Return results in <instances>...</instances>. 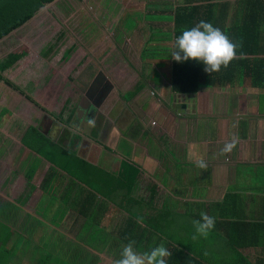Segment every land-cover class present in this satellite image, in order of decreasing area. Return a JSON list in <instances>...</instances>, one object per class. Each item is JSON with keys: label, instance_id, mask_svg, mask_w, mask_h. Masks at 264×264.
Wrapping results in <instances>:
<instances>
[{"label": "crops", "instance_id": "obj_1", "mask_svg": "<svg viewBox=\"0 0 264 264\" xmlns=\"http://www.w3.org/2000/svg\"><path fill=\"white\" fill-rule=\"evenodd\" d=\"M56 1L38 17L46 19ZM223 1L229 2L230 25L245 12L247 0H100L97 16L84 9V17L100 23V35H93L96 31L84 18L87 31L80 33L87 44L66 60V44L50 49L47 40H36L43 33H32L27 26L0 39V63L20 55L2 76L38 104L0 81V264H40L39 250H58L67 260L73 246L87 252L89 264H115L125 246L121 231L127 221L132 223L130 232L136 224L141 227L138 221L150 220L154 207H175L179 216L195 220L207 213L215 220L210 234L220 240L208 249L211 254L225 253V264L232 262L233 253L249 264H264V90L252 88L249 79L240 86L202 88L193 95L171 90L177 9ZM112 5L124 7L114 10L115 23H105ZM127 16L136 21L132 27L123 24ZM37 24L35 20L32 25ZM110 29L120 35L122 31L121 36L147 31L142 32L139 67L131 69L127 57L100 52L95 42H109ZM153 31L168 33L154 39ZM156 46L161 50L154 52ZM144 66L152 67L148 72ZM106 82L111 90L94 108L91 101L102 94ZM139 83L142 90L128 98ZM250 89L259 93L257 102L250 101ZM180 98L185 109L175 107ZM233 138V150L221 154ZM201 158L207 169L197 167ZM63 162L82 179L58 167ZM124 164L139 171L129 196L135 206L131 211L123 209L126 193L114 186ZM95 230L104 241H90ZM143 235L151 246L148 239L156 237L149 230Z\"/></svg>", "mask_w": 264, "mask_h": 264}, {"label": "trees", "instance_id": "obj_2", "mask_svg": "<svg viewBox=\"0 0 264 264\" xmlns=\"http://www.w3.org/2000/svg\"><path fill=\"white\" fill-rule=\"evenodd\" d=\"M55 0H0V39L17 29L23 22L32 17L35 12L45 4L54 2ZM244 13L233 17L230 25L228 23L227 10L229 7L228 1L219 3L207 2L205 5H190L177 9L173 20V42L171 52L174 50L175 39L182 34L183 30L191 29L201 20L210 22L214 27L219 28L226 34L234 43L238 45L236 58L233 59L227 68H221L216 73H206L204 65L197 60L189 59L187 61L177 62L174 59L171 61V90L177 94L193 95L202 88L225 87V86H240L245 80L249 79L252 88L264 90V0H247L243 3ZM203 10V13H200ZM161 47H154L153 51H159ZM20 55H14L9 59L0 63V81H3L9 87L23 94L27 100L35 105H38L31 96L26 95L25 92L13 83L5 79L2 74L12 66L19 59ZM143 88V84L135 85L133 91L129 92L128 98L134 97ZM262 104V103H261ZM46 143H48L46 141ZM51 143L50 147H54ZM56 147V146H55ZM62 157V156H60ZM65 162L58 164V167L66 169L72 174L69 167ZM96 170V169H95ZM138 169L135 166L124 164L122 166L121 175L115 181L114 186L124 191L127 195L125 202H127L125 211H131L132 206L129 199L136 187L135 181L138 176ZM73 175V174H72ZM76 177L75 175H73ZM82 179V177H76ZM115 180V179H113ZM103 194V191H98ZM152 197L156 196V192H151ZM128 200V201H126ZM173 208H155L154 215L150 216V220L143 221V229L136 224L133 230L130 222L127 221L125 228L121 231V241L126 245L129 241L134 240L136 243L134 249L138 252H143L147 246V250L156 247V243L166 237L163 230L168 229L175 222L170 219V212L178 214ZM176 209V208H175ZM235 209V208H234ZM162 211L164 214H162ZM164 216L163 218H161ZM242 215H240L241 217ZM236 220L238 224L242 221ZM137 229V230H136ZM97 230V229H96ZM91 233L90 241L97 240L104 241L97 237V232ZM146 230L152 232L156 237H150L148 241H153L151 246H148L144 240V233ZM184 235L180 236V246H178L171 238H166V243L163 245L170 249L171 256L166 258L167 264H225V253L216 254L210 253L208 250L214 243L219 242L216 240V235H211L209 232L208 237H198L196 240L192 236H188L185 229ZM141 232V233H140ZM241 229L237 227V233L240 234ZM172 245H171V244ZM175 245V246H173ZM149 247V249H148ZM172 248V249H171ZM177 248V250H175ZM206 249V250H205ZM143 250V251H142ZM41 252L37 262L40 264H75L72 257L63 260L61 252L54 250L48 253L44 250ZM229 264H249L243 256L233 253ZM218 258V259H217ZM229 258V256H227ZM216 262V263H215ZM39 264V263H38Z\"/></svg>", "mask_w": 264, "mask_h": 264}, {"label": "rangeland", "instance_id": "obj_3", "mask_svg": "<svg viewBox=\"0 0 264 264\" xmlns=\"http://www.w3.org/2000/svg\"><path fill=\"white\" fill-rule=\"evenodd\" d=\"M118 1H120V0H118ZM99 2H100V0H85V1H83V0H58L55 3H53L52 6L50 7V9L47 11L46 19H42V18L38 17V15L42 9V7H41L35 12V14L32 17H30L25 22H23L18 28H22V27L27 26V28L32 29L31 30L32 33H39V34L43 33V35L40 38L38 35L36 37V40H39L40 42L47 40V42H49L48 44H49L50 49H55L56 47L60 46L61 43L66 44L67 49L65 50V53H64V60H66L68 57L72 56V54L73 55L74 54H80L84 45L87 44V39L84 38L83 32L80 33V30L84 31V29H86V31H87V27L84 28V26H85V23L83 22L84 18L88 21L87 23H89V25H88L89 29L92 28L94 31H96V32H93V35L94 36L100 35V33H99L100 32V27H99L100 23H97L96 21H94L93 18H91L90 16L84 17V15L86 13V10H84V9H86V8L91 9L92 10L91 14H94L97 16V12H98V8H99L98 7ZM94 4H96L95 8L93 7ZM123 4L125 6L124 1H123ZM124 6L112 5L108 10H111V9H113V10H111V11L105 10L106 14L104 16L105 17L104 22L105 23H115L116 19H117L116 18L117 14H114V10L116 9L117 12L121 11ZM113 14H114V16H113ZM34 17H35V19H34ZM136 17L138 20L141 21L140 16H136ZM35 20H38V24H37V26L34 27L32 24L34 23ZM122 21H123V24L127 25V27H132L136 23V21H134V18H131L130 16L124 17ZM81 25H82V27H81ZM144 31L127 32V34L121 36L124 33L119 30L121 35L119 33L118 34L122 38H121V41L118 42L117 37H120V36L117 34L116 30L113 32L110 29L106 32L107 33L106 38H107V40H109V42H106L105 44H100V43L95 42V44H99V46H101L100 52L111 51L114 53L115 56L122 57L123 59H124V57H127L132 62L131 69L134 68V66L136 68L137 66L138 67L140 66V64H138V61H139V56H140V50L142 49V42L145 40L143 38V35H142V32H144ZM145 32H147V31H145ZM153 33H155V36H156V38H154V39H158V38H161V35H167L168 32H164L162 34L161 31H153L152 34ZM6 36H4V37H6ZM111 40H113L114 43H112ZM156 42H158V44H161V41H156ZM96 46H98V45H96ZM152 64L154 67V62ZM120 65H123L125 67V63L120 64ZM151 67L146 66L145 68L149 72L151 70ZM249 91L251 93H253V95H252L253 98L250 96L252 98V99H250V101L257 102V100H255V99H257L259 93L255 94L256 91L253 89L252 90L250 89ZM225 97H226V95H225ZM225 97L223 98V100L225 99ZM229 98L231 101L230 95H229ZM182 99L183 98H180L179 104L184 103L182 101ZM242 100H243V98L240 99L239 101H242ZM243 102H245V100H243ZM247 102H249V101H247ZM180 210L183 211V208L180 207ZM170 215H171L170 219H172L175 222L172 223L170 230H168V229L163 230V233L166 237L162 238V241L164 243H166V238L169 237L177 245H180L181 241L179 238L185 229L188 232V236H193V234H194L193 221L195 220V218L194 217L190 218V216L185 215V214L180 215L181 216L180 217L178 214H175L172 212H170ZM173 246H175V245H173ZM148 249H149V247H148ZM168 250L170 251L169 248H168ZM144 251H148L147 246L144 248ZM71 252H72L71 256H72V259H73L75 264H89V259H88L89 256H88L86 251L81 252L80 248L73 246L71 248ZM116 260H118V257H116L114 259L113 263H115Z\"/></svg>", "mask_w": 264, "mask_h": 264}, {"label": "clouds", "instance_id": "obj_4", "mask_svg": "<svg viewBox=\"0 0 264 264\" xmlns=\"http://www.w3.org/2000/svg\"><path fill=\"white\" fill-rule=\"evenodd\" d=\"M238 45L234 43L219 28L210 22L201 20L191 29L183 30L174 42L172 58L177 62L189 59L200 61L204 65V71L212 74L219 72L221 68H227L230 62L236 58ZM236 145L233 138L224 144L221 154L230 153ZM197 167L207 169L208 164L202 158L196 161ZM200 220L193 221V240L198 237L207 238L211 229L215 226V220L207 213H200ZM138 222H143L142 218ZM135 241H129L123 246L120 259L115 264H167L170 251L161 243L148 251L138 252L134 249Z\"/></svg>", "mask_w": 264, "mask_h": 264}, {"label": "water", "instance_id": "obj_5", "mask_svg": "<svg viewBox=\"0 0 264 264\" xmlns=\"http://www.w3.org/2000/svg\"><path fill=\"white\" fill-rule=\"evenodd\" d=\"M47 5L48 4L43 5L42 8L45 7V6H47ZM109 90H111V85H109L108 82H106L105 88H104L102 94L99 97H97L96 100H92L91 101V105L94 108H98L99 107V104L101 102V99L109 92ZM176 107H177V109H179V108L185 109V105H183V104H177Z\"/></svg>", "mask_w": 264, "mask_h": 264}, {"label": "built area", "instance_id": "obj_6", "mask_svg": "<svg viewBox=\"0 0 264 264\" xmlns=\"http://www.w3.org/2000/svg\"><path fill=\"white\" fill-rule=\"evenodd\" d=\"M151 124H152V125H154L155 123H154V122H152Z\"/></svg>", "mask_w": 264, "mask_h": 264}]
</instances>
